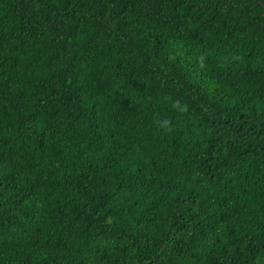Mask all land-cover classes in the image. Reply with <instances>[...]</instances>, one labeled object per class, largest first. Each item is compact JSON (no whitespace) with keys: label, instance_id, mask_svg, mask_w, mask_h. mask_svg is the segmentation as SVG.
Returning <instances> with one entry per match:
<instances>
[{"label":"trees","instance_id":"obj_1","mask_svg":"<svg viewBox=\"0 0 264 264\" xmlns=\"http://www.w3.org/2000/svg\"><path fill=\"white\" fill-rule=\"evenodd\" d=\"M0 264H264V0H0Z\"/></svg>","mask_w":264,"mask_h":264}]
</instances>
